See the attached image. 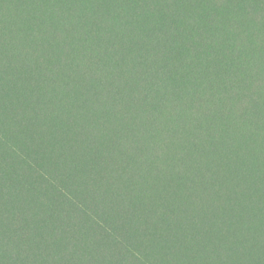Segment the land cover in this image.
Listing matches in <instances>:
<instances>
[{
  "label": "trees",
  "instance_id": "trees-1",
  "mask_svg": "<svg viewBox=\"0 0 264 264\" xmlns=\"http://www.w3.org/2000/svg\"><path fill=\"white\" fill-rule=\"evenodd\" d=\"M255 9L264 0H0V228L15 264L264 263L206 214L235 195L215 186L238 139L220 122L264 86L261 52L254 81L241 67ZM261 133L257 155L240 152L259 189ZM260 212L246 204L236 225L254 233Z\"/></svg>",
  "mask_w": 264,
  "mask_h": 264
},
{
  "label": "rangeland",
  "instance_id": "rangeland-1",
  "mask_svg": "<svg viewBox=\"0 0 264 264\" xmlns=\"http://www.w3.org/2000/svg\"><path fill=\"white\" fill-rule=\"evenodd\" d=\"M242 21L245 22V26L247 27L249 34L253 33L255 38L256 36L261 35V41L259 40L258 42H256L255 38L254 40L250 38V56L247 65L241 66L242 71L244 73H248L249 77L252 79L256 76V74L258 76V67L254 66L255 64L253 65V62L251 61V55L256 52H261L264 55V11L255 9L251 15L246 18V20L243 18ZM181 41L180 51H183L187 48L186 44L188 41L186 39H182ZM211 60L214 62L212 71L215 74L219 72L222 65L224 69L227 68V55L225 58H213ZM222 60L225 62L222 63ZM212 71L209 68L206 73L209 74ZM254 80L255 78L253 81ZM251 92L252 97H248L247 99L243 100L244 102H242V106H240L237 110L238 114L236 117L232 115L227 116L222 118L220 122L221 129L225 132L227 130L229 131L235 122L234 125H236V127L234 129L236 130L235 132H238V139L236 144L230 146L229 150L231 152L229 153V156H227L225 151L223 152V160H221L224 162V166H219L221 170V179L216 180L215 186H218L220 181L224 180V184L226 186H228L230 189H234L233 193L235 195L233 199H230V197H227L221 190L217 189L221 191V193L215 194L214 201L216 206L214 209L206 212V214L209 215L208 217L210 220L213 221V223H215L218 228H220L221 236H223V238H232L233 236V239L238 240L240 243L242 240L243 242H246V246L242 247V251L244 249L243 254L249 253V260L258 258L259 260L262 259L261 261L264 262V181L262 182V185L259 189L257 185L249 181L248 173L249 175L251 174L252 165L244 161L240 165V152L246 151L253 156L257 155L258 153V150L255 149L258 140H255L252 137V130L255 127H259V133L262 129L261 135H264V124L262 125V122H264V86L254 85ZM232 105L235 107L234 102H232ZM260 115H262L261 119L259 118ZM261 138L263 137H260L259 143H261ZM259 143L258 145H260ZM224 155L226 156L224 157ZM230 156L231 158L229 159ZM219 157H221V155H219ZM206 160L207 158L204 156L203 164L206 163ZM217 161H219V158ZM259 169L264 180V160L261 162V165H259ZM221 186L223 187L224 185L220 183V187ZM141 190V188L136 190L137 198L142 197ZM148 196L151 197L150 195ZM134 199L136 198L134 197ZM246 204H248L249 207H254V209L256 207V213L257 210L261 211L259 213L260 215L258 214L256 218V223L257 227L262 226V228H255L254 233L252 228H241L236 225L235 220L239 215H241L240 213ZM6 232H12L11 228H0V262L15 264L12 255L4 253L5 245L3 244V236ZM49 237L50 239H46L45 237V242L48 253L53 254L56 247L55 240L57 237L52 233L49 234ZM23 241H27V238L23 237ZM37 241L42 242L41 228H38L37 231ZM31 261L36 264H42L45 260L35 257Z\"/></svg>",
  "mask_w": 264,
  "mask_h": 264
}]
</instances>
